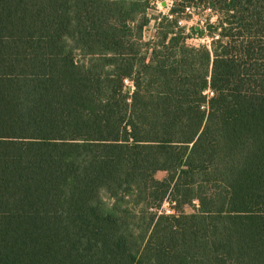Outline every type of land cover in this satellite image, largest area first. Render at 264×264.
Segmentation results:
<instances>
[{"label": "trees", "instance_id": "16d2710c", "mask_svg": "<svg viewBox=\"0 0 264 264\" xmlns=\"http://www.w3.org/2000/svg\"><path fill=\"white\" fill-rule=\"evenodd\" d=\"M173 1L0 0V264H264V0Z\"/></svg>", "mask_w": 264, "mask_h": 264}, {"label": "rangeland", "instance_id": "374dc122", "mask_svg": "<svg viewBox=\"0 0 264 264\" xmlns=\"http://www.w3.org/2000/svg\"><path fill=\"white\" fill-rule=\"evenodd\" d=\"M150 9L146 12L148 24L144 27L142 33L144 41H149L155 34V24L163 17L170 16V10L174 7L173 0H149ZM208 0H194L193 4L185 5L184 11L179 15L180 26L184 28V36H187L186 45L190 48H206L209 49L211 45L210 26H220L222 22L218 15L212 12L207 6ZM178 5L184 4V0H179ZM127 89L130 84L127 83ZM164 172H157L155 179L161 181L165 178ZM105 202L110 203L106 196H103ZM192 208L185 207L186 214L192 213ZM160 213L173 214L169 204L164 202L159 210Z\"/></svg>", "mask_w": 264, "mask_h": 264}]
</instances>
